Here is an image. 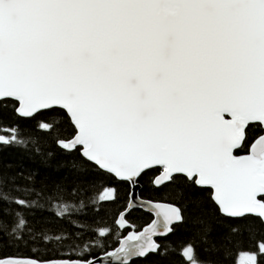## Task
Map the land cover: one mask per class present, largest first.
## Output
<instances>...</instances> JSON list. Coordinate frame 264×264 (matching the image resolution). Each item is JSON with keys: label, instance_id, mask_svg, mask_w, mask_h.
<instances>
[{"label": "snow or ice", "instance_id": "obj_1", "mask_svg": "<svg viewBox=\"0 0 264 264\" xmlns=\"http://www.w3.org/2000/svg\"><path fill=\"white\" fill-rule=\"evenodd\" d=\"M0 264H264V0H0Z\"/></svg>", "mask_w": 264, "mask_h": 264}, {"label": "trees", "instance_id": "obj_2", "mask_svg": "<svg viewBox=\"0 0 264 264\" xmlns=\"http://www.w3.org/2000/svg\"><path fill=\"white\" fill-rule=\"evenodd\" d=\"M137 222H139V220Z\"/></svg>", "mask_w": 264, "mask_h": 264}]
</instances>
